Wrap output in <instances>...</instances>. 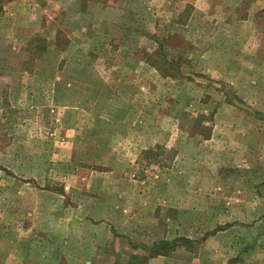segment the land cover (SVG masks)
I'll return each instance as SVG.
<instances>
[{"label": "rangeland", "instance_id": "1", "mask_svg": "<svg viewBox=\"0 0 264 264\" xmlns=\"http://www.w3.org/2000/svg\"><path fill=\"white\" fill-rule=\"evenodd\" d=\"M48 1L0 0V264H264V0Z\"/></svg>", "mask_w": 264, "mask_h": 264}, {"label": "crops", "instance_id": "2", "mask_svg": "<svg viewBox=\"0 0 264 264\" xmlns=\"http://www.w3.org/2000/svg\"><path fill=\"white\" fill-rule=\"evenodd\" d=\"M49 1H51V0H49ZM48 1V2H49ZM199 3V2H198ZM20 5H22V1H20V2H18V3H16L15 4V6L16 7H18V6H20ZM35 6H38V8H36V12H37V14H38V11L39 10H41V6L39 5V4H36ZM35 6H33V7H35ZM196 7H197V4H196ZM262 8H264V6L262 7ZM263 10V9H262ZM264 12V11H263ZM263 12H261L260 11V13H259V15L260 14H263ZM252 16H254V15H252ZM252 16H250L249 17V19L247 20V21H245V24H246V26H248V25H255L256 23H258V24H261V25H264V22H258L257 20H256V18H255V16L254 17H252ZM35 19V21H39L40 20V16H38L37 15V17H35L34 18ZM31 24H33V23H31ZM31 24H22L23 25V27L20 25L19 26V28H20V30H19V32H17V33H19V35H16V37H14L13 39H12V42H13V45L15 46V49H17L18 47H19V45H21V44H23V42H24V38L25 37H27V35H24V37H22L21 35H22V32H26V34H28V36H30L31 35V33H32V26H31ZM249 27V26H248ZM250 58H252V55H248ZM225 58L227 59V65H229L230 64V60H229V57L226 55L225 57H223L222 58V60H225ZM262 58H264L263 56H262ZM225 66V65H221L220 64V62L218 61V62H214L213 64H211L210 66H212L213 68H222L223 69V71L225 72L224 74H226V72L230 69L229 68V66ZM224 77H225V75H224ZM160 259H166V260H160ZM163 262H168L167 261V258H165V257H163V258H156V259H154V260H152V262H150V264H163Z\"/></svg>", "mask_w": 264, "mask_h": 264}, {"label": "trees", "instance_id": "3", "mask_svg": "<svg viewBox=\"0 0 264 264\" xmlns=\"http://www.w3.org/2000/svg\"><path fill=\"white\" fill-rule=\"evenodd\" d=\"M45 39L41 37L32 38L26 45L25 50L28 51L27 63H34L37 59L42 58L43 52L48 51L46 48ZM26 64V63H25ZM26 67V66H25ZM26 71H32V68L26 67ZM188 238H181V241L186 242Z\"/></svg>", "mask_w": 264, "mask_h": 264}]
</instances>
